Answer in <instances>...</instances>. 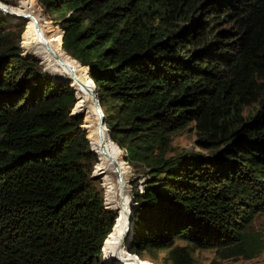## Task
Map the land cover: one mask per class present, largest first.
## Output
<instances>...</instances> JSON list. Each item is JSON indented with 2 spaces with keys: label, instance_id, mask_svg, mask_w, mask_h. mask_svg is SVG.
<instances>
[{
  "label": "trees",
  "instance_id": "1",
  "mask_svg": "<svg viewBox=\"0 0 264 264\" xmlns=\"http://www.w3.org/2000/svg\"><path fill=\"white\" fill-rule=\"evenodd\" d=\"M26 1L43 9L62 55L80 62V73L63 64L96 92L125 150L122 179L128 164H149L143 190L126 188L127 252L155 264H196L202 249L221 259L259 253L251 221L264 213V0ZM20 21L0 9V264H121L117 158L95 99L33 29L36 49L18 47L5 28ZM189 124L209 153L152 163Z\"/></svg>",
  "mask_w": 264,
  "mask_h": 264
},
{
  "label": "rangeland",
  "instance_id": "2",
  "mask_svg": "<svg viewBox=\"0 0 264 264\" xmlns=\"http://www.w3.org/2000/svg\"><path fill=\"white\" fill-rule=\"evenodd\" d=\"M16 4L17 10L20 11L19 13L28 14L30 17L34 18L36 21L35 23H39V28L44 34L49 35L48 31V22L45 18V13L43 9L38 6L39 10H35L26 0H9ZM36 26V25H35ZM8 30V32L11 33L14 41L17 43L18 47L25 48L27 50H35L36 49V43L33 38V34L31 32L32 27L27 22H16L13 25L7 26L5 28ZM34 31V30H33ZM26 39L27 45L22 46V39ZM65 52V51H64ZM43 54L48 53V49L42 50ZM66 54L62 55V62H65V64L70 68L78 73L81 72V64L80 62L74 58L70 53L65 52ZM64 65V64H63ZM76 66L78 69H76ZM42 70L57 74V71L55 67H51L48 69H44L43 66H41ZM258 105L253 104L251 106H246L244 109V115H248L253 113L257 109ZM195 135L194 132L191 130V125H187L183 130H179L176 132H173L169 134V142L162 147H156L153 150V155L150 159L152 161L155 157L159 159H168L171 157H177L185 154H192V153H203L207 154L209 151L200 149L195 146ZM92 148L96 152V154L99 156L102 167H106L105 159H104V150L100 146L96 135H95V129H92ZM125 152V150H122V153ZM151 163V164H152ZM129 168L127 171V175L125 176V180H123V185L125 187V190L127 186H131L132 189H139L140 186L143 187L144 181L148 178V171H149V164L147 162H132L131 164H128ZM93 172L95 169V166H92ZM92 172V174H94ZM95 179V176H93ZM97 180V179H95ZM98 181V180H97ZM251 228L253 231V236H258L261 238L262 241H264V213L261 214H255L253 216V219L251 221ZM183 244V243H182ZM161 256V254H159ZM193 258L196 264H264V248L254 255L250 259H245L242 257H230L227 259H221L218 255V251L214 249H202V250H196L193 253ZM142 260L144 262L152 263L148 259V255H143ZM159 264H170V263H163L159 262Z\"/></svg>",
  "mask_w": 264,
  "mask_h": 264
},
{
  "label": "bare ground",
  "instance_id": "3",
  "mask_svg": "<svg viewBox=\"0 0 264 264\" xmlns=\"http://www.w3.org/2000/svg\"><path fill=\"white\" fill-rule=\"evenodd\" d=\"M15 12H17V11H15ZM17 13H19V12H17ZM19 14H23V13H19ZM35 21L36 20L34 18H32V17H30L29 20H27V22L30 24V26L34 30V33H35L36 37L38 39H40L41 41L49 44L54 49V51L56 53L57 65H58L59 69L61 70V72L64 74V76L69 78V79H71V80H81L83 82L84 86L86 87V89L88 90V92L93 97V93H92L93 89H92V87L90 85L89 79L87 77L81 76V75L74 76L73 74H71L66 69V67L63 65V62H62V51L60 49V46L58 45V43H56L54 40H52L47 33L44 34L39 28V26H40L39 23L36 24ZM27 42L28 41L23 38L22 39V46L23 45H27ZM105 133H106V131H105ZM106 136H107V141L115 149V152H116V158H117V161H116V173H117V179H118V194H119L118 203H119V209H120L121 201H123V205L125 206L126 195H127L125 187L123 185V179H122V164H123V162H122V151L118 148V146H116L113 142H111V140L108 137L107 133H106ZM117 165H118V169H117ZM142 190H143V187L140 186V191H142ZM119 220H120V230H119V233H118L117 241H118V248H119L120 263L121 264H135L128 257V255L126 254V251H125V247L123 246L124 243L126 244V241H125L126 230L124 228V222L125 221L123 219H121V218H119ZM121 238H123L124 242L121 240ZM142 262H143V264H152V263H148V262H144V261H142Z\"/></svg>",
  "mask_w": 264,
  "mask_h": 264
},
{
  "label": "water",
  "instance_id": "4",
  "mask_svg": "<svg viewBox=\"0 0 264 264\" xmlns=\"http://www.w3.org/2000/svg\"><path fill=\"white\" fill-rule=\"evenodd\" d=\"M0 9L2 10H5L7 12H10L12 13V15H16L20 18H24L25 20H29L30 16L28 14H19L17 12H15L14 10H12V7H9L7 5H4L0 2ZM93 97L95 99V102H96V113H97V117H98V120L100 122V125L101 127L106 131L108 137L110 138V132L109 130L105 127L104 125V121L102 119V112H101V108L99 106V104L97 103V94L96 92L93 90ZM111 140V138H110ZM111 142H113L111 140ZM116 146H118L115 142H113ZM119 147V146H118ZM120 149V148H119ZM121 150V149H120ZM122 151V150H121ZM117 169H118V165H117ZM119 218L123 219L125 222H124V228L126 230V207L123 205V201H121V204H120V209H119ZM121 240L123 241V238H121ZM124 242V241H123ZM125 247V251H126V254L128 255V257L135 263V264H143V262L139 259V257L135 254H131L129 252H127V242L126 244L124 243L123 245Z\"/></svg>",
  "mask_w": 264,
  "mask_h": 264
}]
</instances>
